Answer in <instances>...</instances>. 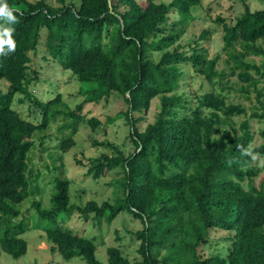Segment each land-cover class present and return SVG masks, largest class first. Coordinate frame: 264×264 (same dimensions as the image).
Here are the masks:
<instances>
[{
  "label": "trees",
  "instance_id": "1",
  "mask_svg": "<svg viewBox=\"0 0 264 264\" xmlns=\"http://www.w3.org/2000/svg\"><path fill=\"white\" fill-rule=\"evenodd\" d=\"M5 2L16 20L0 19V24L13 29L16 48L9 52L5 47L0 54V81L8 84L6 92L0 90V249L13 260L27 254L22 238L27 225L18 207L40 192L41 174L29 169L33 136L62 117L59 129L68 134L59 150L65 154L82 124L92 131L100 126L96 118L84 119L83 106L117 95L126 107L122 116L131 126L133 151L125 155L108 141L94 142L115 155L90 159L87 172L97 181L120 169L121 179L112 181L114 200L71 204L70 180L56 178L52 208L32 203L39 219L47 222L43 232L50 251L66 262L79 258L85 264H103L96 258V239L74 233L63 219L76 213L83 221L92 215L94 221L111 223L126 211L142 224L135 233L139 259L130 262L119 248L108 247L106 264H264V181L254 184L260 168L256 159L242 155V148H250L264 168V141L251 147L257 134L264 138V110L251 115L263 125L258 133L250 118L237 127L235 119L246 117L247 110L228 101L225 93L248 97L251 89L257 91L254 75L264 77V64L254 60L264 58V9L252 12L244 4L232 25L218 16L226 57L207 59L198 46L212 35L210 29L201 32L190 55L174 47L201 0H80L78 6L64 0H58L60 6L45 0ZM42 32L50 59L85 86L80 87L83 103L74 110L59 95L43 102L29 90L30 54ZM154 53H160L158 61ZM222 62L227 69H218ZM189 68L204 78L209 91L191 97L179 92ZM230 77L239 85L230 84ZM20 95L18 102L29 101L40 114L38 124L13 109ZM154 99L159 101L156 119L140 130ZM214 230L227 233L221 240L225 248L205 256L200 252L210 246Z\"/></svg>",
  "mask_w": 264,
  "mask_h": 264
},
{
  "label": "rangeland",
  "instance_id": "2",
  "mask_svg": "<svg viewBox=\"0 0 264 264\" xmlns=\"http://www.w3.org/2000/svg\"><path fill=\"white\" fill-rule=\"evenodd\" d=\"M45 1L51 6H60L58 0ZM111 1L116 3L117 0ZM137 1L140 2V0ZM64 2L66 5L74 4L78 6L80 0H64ZM244 4L249 6L252 12L264 9V0H201L200 4L192 10V18L185 26L183 36L175 43L174 47L178 46L181 52L190 55L192 48L195 46V40L201 32L210 29L213 31L212 35L208 39L200 41L198 48L205 49L207 59L214 57L216 54H221L222 58L225 59L226 56L221 51L222 25L217 23L216 19L219 16L226 24H234L235 18L243 13ZM43 39L44 32L41 34V41L36 52L30 54L31 62L28 75L31 83L29 90L43 102L50 101L59 95L62 102L67 104L69 109L74 110L83 103L80 87L84 89L85 86L79 83L70 71L61 69L50 59L43 45ZM260 45L264 51V43ZM159 57L160 53H154L152 58L158 61ZM254 60L258 65L264 64V58L260 56L254 58ZM218 69H227V66L222 62ZM254 77L258 82L256 85L257 91L251 89L248 92V97H244L242 93L237 91H225V93L228 94V101L241 103L247 110L246 117L235 119L236 126L238 127L245 119L250 118L252 129L258 133V129H261L263 125L252 119L251 115L254 112L261 113L264 110V77L260 74L254 75ZM230 79V84L237 83L239 85L236 78L232 79L230 77ZM181 85L179 92L190 95V97L192 94H203L211 89L204 78L197 75L190 68L189 74L184 78ZM230 86L237 87V85ZM7 87V82L0 81L1 91L6 92ZM21 99V95L15 97L13 109L22 118L38 124L41 119L40 114L36 113L34 106L29 101L18 102ZM125 110L126 107L122 98L117 95H112L108 101L103 100L98 104H85L81 112L84 119L87 121L90 118H96L100 122V126L92 131L87 123L82 124L73 137L75 145L65 154H61L59 150L62 138L68 134V131H60L59 129L63 124L62 117H58L46 131L33 136L35 147L28 155V157L30 156L29 169L32 174H35V172L41 174L38 180L40 192L25 199L18 207L20 219H24L27 225V231L22 236L27 242V254L18 260H13L0 249V264H85L79 258L66 262L57 253L53 254L50 251V245L45 241L43 232V227L47 222L39 219L32 203L37 200L43 209L52 208L51 199L55 194L54 182L56 178L61 176L71 182L69 190L71 204L83 207L88 201H96L98 204L103 201L113 202L116 189L112 185V181L121 179L122 174L118 173L120 169L97 181L92 180L87 172L90 159L99 157L101 154L115 155L112 149L94 146V142L108 141L119 147L125 155L133 151V143L129 136L131 126L122 116V112ZM158 112L159 101L154 99L146 118L138 124L139 129L143 130L148 124L153 123ZM107 118L114 119L109 123ZM263 141L264 138L257 134L251 147H255ZM78 161L81 162V165L78 164ZM256 165L260 168V173L254 179V184L258 186L264 181L263 160L256 158ZM63 217L64 215L60 216L61 221ZM63 222H65L63 225L74 233H82L87 238L96 239L94 242L96 245V258L103 264L107 263L106 249L108 247L119 248L130 262L139 259L137 249L140 241L135 237V233L142 229V224L126 211L121 212L111 223H107L105 219H101L99 222L94 221L92 215L86 221H83L76 213L72 214L67 220L64 218ZM224 236H227L226 232L211 231L209 234L211 244L200 253L205 256L219 253L225 248V243L221 241Z\"/></svg>",
  "mask_w": 264,
  "mask_h": 264
},
{
  "label": "clouds",
  "instance_id": "3",
  "mask_svg": "<svg viewBox=\"0 0 264 264\" xmlns=\"http://www.w3.org/2000/svg\"><path fill=\"white\" fill-rule=\"evenodd\" d=\"M0 19L9 23L15 22L16 20V17L13 14V9L8 6L5 0H0ZM12 32V28L0 24V54H5V47H7L9 52L15 51L16 42L12 37ZM242 155L251 156L252 159L255 160L258 154H253L250 148H242Z\"/></svg>",
  "mask_w": 264,
  "mask_h": 264
}]
</instances>
